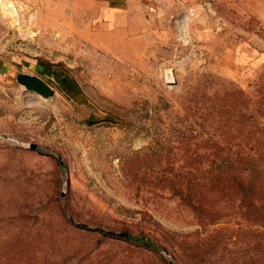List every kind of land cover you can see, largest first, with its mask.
<instances>
[{
    "label": "rangeland",
    "instance_id": "1",
    "mask_svg": "<svg viewBox=\"0 0 264 264\" xmlns=\"http://www.w3.org/2000/svg\"><path fill=\"white\" fill-rule=\"evenodd\" d=\"M137 2L82 34L74 0H0V264H264V193L216 167L264 142V0Z\"/></svg>",
    "mask_w": 264,
    "mask_h": 264
},
{
    "label": "trees",
    "instance_id": "2",
    "mask_svg": "<svg viewBox=\"0 0 264 264\" xmlns=\"http://www.w3.org/2000/svg\"><path fill=\"white\" fill-rule=\"evenodd\" d=\"M237 143L236 146H221V150L228 152L221 156L216 164L223 185H230L237 190L245 192L260 191L264 193V142L256 139L251 142ZM248 143V144H247ZM128 239L143 242L147 247L155 244L144 236H129Z\"/></svg>",
    "mask_w": 264,
    "mask_h": 264
},
{
    "label": "crops",
    "instance_id": "3",
    "mask_svg": "<svg viewBox=\"0 0 264 264\" xmlns=\"http://www.w3.org/2000/svg\"><path fill=\"white\" fill-rule=\"evenodd\" d=\"M138 5L137 0H74V33L110 32L115 27L119 32L128 31V27L136 29L134 12L142 11ZM77 18L79 23L75 22ZM22 72L28 73L24 69Z\"/></svg>",
    "mask_w": 264,
    "mask_h": 264
},
{
    "label": "water",
    "instance_id": "4",
    "mask_svg": "<svg viewBox=\"0 0 264 264\" xmlns=\"http://www.w3.org/2000/svg\"><path fill=\"white\" fill-rule=\"evenodd\" d=\"M16 79L17 82L24 86L27 90L35 92L43 98H50L55 93L54 88L39 75L27 72H18ZM36 147V145H32V148Z\"/></svg>",
    "mask_w": 264,
    "mask_h": 264
},
{
    "label": "built area",
    "instance_id": "5",
    "mask_svg": "<svg viewBox=\"0 0 264 264\" xmlns=\"http://www.w3.org/2000/svg\"><path fill=\"white\" fill-rule=\"evenodd\" d=\"M152 4L154 5V9L157 15H160L162 13H165L167 11H169L171 9V6L174 5H178L179 0H151ZM208 5V4H205ZM202 7H204V5H199V6H195V7H191L189 14L186 17V19H188V16L190 14H193L194 11L200 10ZM184 17H183V22H184ZM182 22V19L179 23Z\"/></svg>",
    "mask_w": 264,
    "mask_h": 264
}]
</instances>
